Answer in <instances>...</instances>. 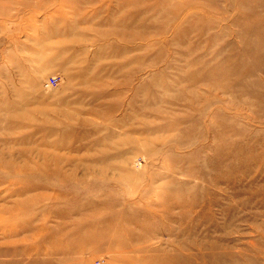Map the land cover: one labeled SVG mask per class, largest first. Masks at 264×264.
<instances>
[{
    "label": "rangeland",
    "instance_id": "obj_1",
    "mask_svg": "<svg viewBox=\"0 0 264 264\" xmlns=\"http://www.w3.org/2000/svg\"><path fill=\"white\" fill-rule=\"evenodd\" d=\"M98 260L264 264V0H0V264Z\"/></svg>",
    "mask_w": 264,
    "mask_h": 264
},
{
    "label": "built area",
    "instance_id": "obj_2",
    "mask_svg": "<svg viewBox=\"0 0 264 264\" xmlns=\"http://www.w3.org/2000/svg\"><path fill=\"white\" fill-rule=\"evenodd\" d=\"M56 83H57V79L56 78H51V84L55 85ZM94 264H104V261L103 260H98Z\"/></svg>",
    "mask_w": 264,
    "mask_h": 264
},
{
    "label": "bare ground",
    "instance_id": "obj_3",
    "mask_svg": "<svg viewBox=\"0 0 264 264\" xmlns=\"http://www.w3.org/2000/svg\"><path fill=\"white\" fill-rule=\"evenodd\" d=\"M6 108V107H5ZM14 123L9 122L7 125H13Z\"/></svg>",
    "mask_w": 264,
    "mask_h": 264
}]
</instances>
